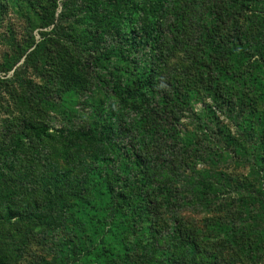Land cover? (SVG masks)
<instances>
[{"label": "trees", "instance_id": "trees-1", "mask_svg": "<svg viewBox=\"0 0 264 264\" xmlns=\"http://www.w3.org/2000/svg\"><path fill=\"white\" fill-rule=\"evenodd\" d=\"M12 3L0 264H264V0Z\"/></svg>", "mask_w": 264, "mask_h": 264}, {"label": "rangeland", "instance_id": "rangeland-1", "mask_svg": "<svg viewBox=\"0 0 264 264\" xmlns=\"http://www.w3.org/2000/svg\"><path fill=\"white\" fill-rule=\"evenodd\" d=\"M61 8H62V4L60 6H58V8H57L56 18L58 17L59 13L61 12ZM26 9H28V6L22 7V10H26ZM36 24L38 27L37 26L34 27L35 29L33 31H30V32L33 35H35L36 41L39 42L41 40V32H50L53 29V26L48 27V28H39L40 23H36ZM28 26L29 25H28L26 15L24 13H22V11H20V8L18 7V5L16 3H12L10 5L9 12L5 15L3 21L0 23V57L4 53L9 51V46H8L7 40L10 37H15L21 41H23L25 39L27 33L29 32ZM12 33L14 34V36H12L13 35ZM12 74H13V72L11 71L10 75H8V77H11ZM0 76L3 77L4 75L2 73H0ZM0 95H1L0 96V106H2L1 102L3 103L4 107L11 105L12 100H10L9 95L5 91L1 92ZM3 110H5V109L0 110V125H2V122H3L4 118L6 117ZM19 246H20V243H19ZM21 247H23V248H20V247L17 248L16 252H18L20 250H24V248H26L27 246H21ZM26 252L23 254V257H17V258H21L20 260H21L22 264H26L27 262H29L28 259H30L32 255H39V254L43 253L41 248L38 246V243H34V242L31 243L30 245H28V249L26 250ZM14 257H16V256H14ZM14 257H8V259L9 258L13 259Z\"/></svg>", "mask_w": 264, "mask_h": 264}]
</instances>
